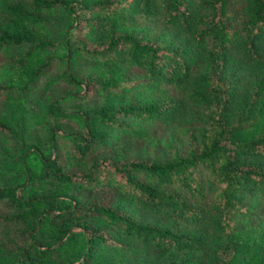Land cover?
Instances as JSON below:
<instances>
[{
  "label": "trees",
  "instance_id": "obj_1",
  "mask_svg": "<svg viewBox=\"0 0 264 264\" xmlns=\"http://www.w3.org/2000/svg\"><path fill=\"white\" fill-rule=\"evenodd\" d=\"M14 109L0 264H264V0H0V154Z\"/></svg>",
  "mask_w": 264,
  "mask_h": 264
},
{
  "label": "rangeland",
  "instance_id": "obj_2",
  "mask_svg": "<svg viewBox=\"0 0 264 264\" xmlns=\"http://www.w3.org/2000/svg\"><path fill=\"white\" fill-rule=\"evenodd\" d=\"M45 20L42 25V33L48 37L49 39L55 41L57 44H59L58 48H50L49 53L50 54H57L62 52V46L60 45L63 40V30H64V25L67 21L66 18V13L63 9L60 8H55L51 9L45 12ZM61 48V49H60ZM89 63V60L85 57H82L79 59L74 68L75 70H78L79 67H84ZM1 81L5 83H19L20 82V72L18 69L14 66H8V68L3 71L1 74ZM48 79L45 77H42L41 80H39V83L41 84V88L39 91H43L45 96L48 95V93H59L62 92L66 89V85L59 81V83L56 85L55 88L51 89L50 85L46 86L45 84L47 83ZM58 86V87H57ZM23 99V103L27 104L28 107H30V99L32 100V94L28 92H23L19 94V97ZM32 97V98H31ZM32 103V102H31ZM16 120H14V135L11 143V148H8V154L2 153L0 154V171L3 170L4 176L2 183H15L19 178H17V173L19 171H16L14 169V166L9 162L11 161V156H18L19 153V146L20 142L19 139L20 137H28L27 135L30 130H34L36 132V129H33L34 125H32V120L31 119H26L21 117V112L16 111L14 109V113ZM37 126V125H36ZM63 126H65L66 129L73 130L76 128V124L72 121H63ZM40 128L39 135L43 139V142H47V132L46 129L43 130L41 126H37ZM28 130V132H24ZM47 139V140H46ZM57 143L61 146L62 151H64L66 145H67V140L68 138L65 137L63 134H60L56 136ZM45 148H48V146L45 144Z\"/></svg>",
  "mask_w": 264,
  "mask_h": 264
}]
</instances>
